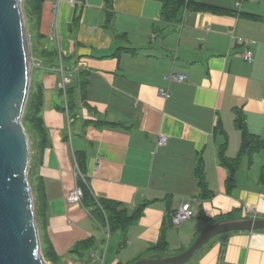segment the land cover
Here are the masks:
<instances>
[{
    "label": "crops",
    "instance_id": "1",
    "mask_svg": "<svg viewBox=\"0 0 264 264\" xmlns=\"http://www.w3.org/2000/svg\"><path fill=\"white\" fill-rule=\"evenodd\" d=\"M199 2L227 12L184 9L168 21L161 0L57 6L56 0H42L38 20L31 19L41 50L31 41L28 20L33 91H41L46 129V144L33 146L28 167L46 200L41 237L53 250L48 263L130 264L171 256L187 249L209 223L264 218V0H242L238 8L235 0ZM244 40L251 62L242 56ZM58 59L71 71V84L84 81L83 96L74 90L70 110L60 76L51 69ZM171 72L186 78L166 79ZM237 111L261 147L242 156L227 192L228 170L218 154L224 146L234 158L240 149ZM160 134L165 145H158ZM199 158L208 196L200 195L194 174ZM76 185L94 198L120 202L128 214L144 205L141 215L124 232L110 231L93 208L68 201ZM187 202L191 217L173 225L169 214ZM162 230L165 247L151 249ZM85 239L92 244L73 249ZM183 264H264V229L214 235Z\"/></svg>",
    "mask_w": 264,
    "mask_h": 264
},
{
    "label": "water",
    "instance_id": "2",
    "mask_svg": "<svg viewBox=\"0 0 264 264\" xmlns=\"http://www.w3.org/2000/svg\"><path fill=\"white\" fill-rule=\"evenodd\" d=\"M22 0H0V264H50L42 254L31 185L30 141L22 122L30 87L29 49ZM264 229V218L207 224L184 251L130 264H183L211 237Z\"/></svg>",
    "mask_w": 264,
    "mask_h": 264
},
{
    "label": "trees",
    "instance_id": "3",
    "mask_svg": "<svg viewBox=\"0 0 264 264\" xmlns=\"http://www.w3.org/2000/svg\"><path fill=\"white\" fill-rule=\"evenodd\" d=\"M111 0H106V4H110ZM162 8L161 13L164 20H175L180 14V12L184 9H188L191 11H203V10H211V11H219V12H227L224 10H220L218 7H214L212 5H207L199 2V0H161ZM24 9L29 17V19L38 20L41 11L42 0H24ZM71 84V82L69 83ZM84 81L80 85V87H76L74 84H71L68 88L66 87L65 92L60 89V94L66 99V109H73V105L71 103L72 93H74L75 89H79L81 95L84 93ZM33 84L30 82L29 93L27 98V103L24 109V113L22 116L23 125L27 131V134L30 138V146L31 149L33 146H41L43 147L46 144V129L43 124L40 110L42 106V96L41 91H33ZM65 109V107H64ZM88 122H84L86 125ZM97 124L99 125H115L108 123L105 120H98ZM235 125L241 132V144L240 149L237 155L234 158H228L225 155L224 146L219 149V159L222 165H224L228 170V176L226 179V190L230 191L235 185L234 171L240 165V160L245 153H253L256 150L260 149L261 141L254 135H252L245 124L244 116L241 115L239 111H237L235 117ZM220 131V127L215 128V132ZM79 165L81 166L84 155H80L77 157ZM203 165L201 158L198 159L195 168L194 174L197 179V183L200 190V195L208 196L209 190L207 188L206 182L204 180L203 174ZM28 177L29 182L31 184L33 201H34V210L36 216V222L40 231V241L42 247V254L46 260L51 259L53 257V250L50 246H47L43 243L41 237V228L44 226V219L47 214L46 210V200L42 195L40 184H33L30 178L29 167H28ZM83 189V188H82ZM82 203L90 208H93L94 213L97 218L109 226V230L119 229L122 232L133 223L142 212V208L144 205H140L136 207L133 213L128 214L126 209L122 207L120 202L109 200V199H97L94 198L87 190L83 189V201ZM171 214V213H170ZM169 214V220H170ZM124 238V237H123ZM125 240H122L123 245ZM92 244V239H85L82 241H78L73 246L74 250L86 249L88 246ZM166 241L164 239L163 230L158 240V243L150 246L151 249L154 248H164Z\"/></svg>",
    "mask_w": 264,
    "mask_h": 264
},
{
    "label": "built area",
    "instance_id": "4",
    "mask_svg": "<svg viewBox=\"0 0 264 264\" xmlns=\"http://www.w3.org/2000/svg\"><path fill=\"white\" fill-rule=\"evenodd\" d=\"M61 1H67L71 4H75V3H77L78 0H56V6ZM241 2H242V0H235L234 6L236 8H238L241 5ZM26 35H27L28 49H29L30 48V34L27 32V30H26ZM248 43H249V40L248 41L244 40V44L246 47L242 53V56L246 62H251L252 61V52L247 47ZM29 66H30V62H29ZM60 73H61L60 89L63 92H65V89L67 87L66 85L71 82L72 73H71V71L64 69L61 61H60ZM165 78L168 80H171V81H182L186 78V76L184 74L171 72L170 74L166 75ZM159 94L164 98L169 97V92L164 90V89H160ZM261 111H262V113H264V98L261 100ZM166 142H167L166 135L160 134L158 136V145H165ZM78 177H82V175L80 174L79 171H78ZM67 199L70 202L82 203V201H83V189L80 186L76 185L73 189H71L68 192ZM249 210L253 211L252 208H250ZM191 215H192V212L190 209V204L188 202L182 203L175 210H173L171 212L170 221L173 225L177 226V225L181 224L184 220L191 217Z\"/></svg>",
    "mask_w": 264,
    "mask_h": 264
},
{
    "label": "rangeland",
    "instance_id": "5",
    "mask_svg": "<svg viewBox=\"0 0 264 264\" xmlns=\"http://www.w3.org/2000/svg\"><path fill=\"white\" fill-rule=\"evenodd\" d=\"M24 0H22V12H23V18H24V22H25V26H26V30H27V27H28V20H29V17L27 16V14H26V12H25V9H24ZM29 23H30V32H31V34H32V39H31V41H32V43H33V41H34V47H35V49H36V47H37V50H41L42 49V39H39L38 38V36H37V29H36V27L34 26V24H33V21L30 19L29 20ZM29 51H31V48L29 49ZM29 55H30V53H29ZM29 62H30V66H29V71H30V81H31V79H32V81H31V84H32V82H33V84H34V79H35V75H36V71L35 72H33L32 71V66H34L35 64L33 63V61H32V59H31V56H29ZM32 65V66H31ZM64 67V66H63ZM42 67H39V69H41ZM65 68V67H64ZM51 69L53 70V71H55L59 76H60V79H61V73H60V59H58V61H53V65L51 66ZM66 70V69H65ZM60 85V84H59ZM67 86V88L70 86V84H67L66 85ZM28 98V97H27ZM63 98H65V97H63ZM26 103H27V101H26ZM26 103H25V106H26ZM24 109H25V107H24ZM26 130V129H25ZM27 132V131H26ZM28 135V134H27ZM28 138H29V135H28ZM29 141H30V138H29ZM30 151H31V146H30ZM28 179H29V177H28ZM31 185V184H30ZM32 190V189H31ZM33 196V195H32ZM34 202V201H33ZM38 225V224H37ZM38 229H39V227H38ZM42 248V247H41ZM44 257V256H43ZM45 259V258H44Z\"/></svg>",
    "mask_w": 264,
    "mask_h": 264
}]
</instances>
